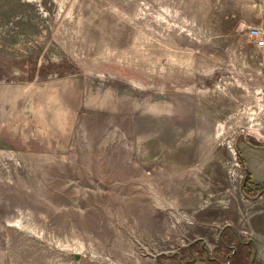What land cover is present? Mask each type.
<instances>
[{
	"label": "rangeland",
	"instance_id": "374dc122",
	"mask_svg": "<svg viewBox=\"0 0 264 264\" xmlns=\"http://www.w3.org/2000/svg\"><path fill=\"white\" fill-rule=\"evenodd\" d=\"M252 27L264 0H0V264L180 262L248 213Z\"/></svg>",
	"mask_w": 264,
	"mask_h": 264
},
{
	"label": "crops",
	"instance_id": "0c3cea01",
	"mask_svg": "<svg viewBox=\"0 0 264 264\" xmlns=\"http://www.w3.org/2000/svg\"><path fill=\"white\" fill-rule=\"evenodd\" d=\"M5 126H2L4 130ZM4 139V132L3 138ZM264 150V149H263ZM258 156V155H256ZM262 156V161L264 163V155ZM244 158V156H243ZM253 157L245 156V164L251 174L252 180L257 184L264 183V172L261 170V164ZM247 161V162H246ZM249 205L252 208L248 211H241L239 219L232 217L230 222H228L216 235V240H210L205 238H197L194 240H202L201 246H206L208 248L207 257H197L195 260L187 263H181L177 261H172L169 259V264H264V191L261 195L257 197L247 198L245 197ZM226 227L233 228L234 232H237L239 240L231 245L232 252L225 257L223 254H214L213 250L216 247L219 239L225 236L227 233ZM230 233V232H229ZM254 247L253 254L249 255V247ZM194 249V248H193ZM196 250V249H195ZM215 255H221L222 260L215 257ZM174 260V259H173Z\"/></svg>",
	"mask_w": 264,
	"mask_h": 264
},
{
	"label": "trees",
	"instance_id": "16d2710c",
	"mask_svg": "<svg viewBox=\"0 0 264 264\" xmlns=\"http://www.w3.org/2000/svg\"><path fill=\"white\" fill-rule=\"evenodd\" d=\"M252 139V138H251ZM253 141H255L253 139ZM257 146H263L260 142L257 140L255 141ZM238 157L240 161H242L243 165L245 164L244 158L240 154V151L238 152ZM245 180L243 183V192L246 197L254 198L259 195H261L264 191V183L263 184H257L252 180L251 174L248 170V168H245ZM227 233H225V236H222L216 247L213 250L214 254H223L225 257H227L228 254L232 252L231 245L234 244L239 240L237 232L233 231V228L226 227ZM230 232V233H229ZM202 240H196L195 242L191 243L190 245L186 247H182L179 250L178 255H174L177 259L180 260L181 263H187L195 260L197 257H207L208 248L206 246L202 245ZM194 248V249H193ZM249 255L253 254L254 247L251 245L249 247ZM196 249V250H195ZM159 260V259H158ZM157 260V264H160V262Z\"/></svg>",
	"mask_w": 264,
	"mask_h": 264
},
{
	"label": "built area",
	"instance_id": "2783aa9c",
	"mask_svg": "<svg viewBox=\"0 0 264 264\" xmlns=\"http://www.w3.org/2000/svg\"><path fill=\"white\" fill-rule=\"evenodd\" d=\"M250 36L255 39L256 46L259 48L264 47V31L258 27L250 29Z\"/></svg>",
	"mask_w": 264,
	"mask_h": 264
},
{
	"label": "water",
	"instance_id": "95a60500",
	"mask_svg": "<svg viewBox=\"0 0 264 264\" xmlns=\"http://www.w3.org/2000/svg\"><path fill=\"white\" fill-rule=\"evenodd\" d=\"M76 257L79 258V254H76Z\"/></svg>",
	"mask_w": 264,
	"mask_h": 264
}]
</instances>
